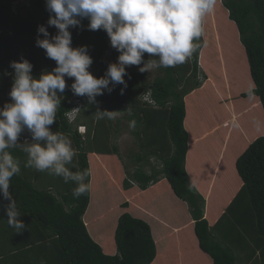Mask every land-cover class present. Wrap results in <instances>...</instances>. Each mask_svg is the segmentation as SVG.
I'll return each instance as SVG.
<instances>
[{"label":"trees","instance_id":"obj_1","mask_svg":"<svg viewBox=\"0 0 264 264\" xmlns=\"http://www.w3.org/2000/svg\"><path fill=\"white\" fill-rule=\"evenodd\" d=\"M48 19L45 0H0V108L11 102V62L28 60L35 78L56 67L35 44L44 38L38 26L56 34ZM87 24L84 19L81 27L70 29L72 47L88 46L89 71L100 78L119 53L114 50L105 59L107 34L98 30L93 38ZM203 27L200 48L185 64L156 70L152 81L130 66L123 95L118 85L111 94L96 97L101 110L124 111L117 120L97 121L96 106L66 88L51 128L68 134L78 150L72 171L89 172V191L79 199L72 195L75 183L25 168L27 154L21 148L8 150L21 161L9 191L26 228L17 233L9 227L0 206V264H264V127L252 130L249 120L253 115L264 121V0H217ZM72 82L66 78L67 85ZM148 88L156 105L140 96ZM77 101L81 113L73 120L68 112L78 107ZM132 118L137 120L134 131L128 128ZM121 121L136 147L124 155L117 144ZM233 121L239 126L233 127ZM211 128L221 129L218 144H206L223 157L213 171L217 175L210 181L191 179L189 154L204 147L200 142ZM30 139L27 131L20 136V142ZM230 155L231 162L225 161ZM229 171L236 179L233 191ZM103 187L120 193L119 214L109 234L95 239L83 217L92 195ZM219 191V201L227 196L223 204L217 200ZM166 194L187 205L193 224L169 231L163 246L136 212Z\"/></svg>","mask_w":264,"mask_h":264},{"label":"clouds","instance_id":"obj_2","mask_svg":"<svg viewBox=\"0 0 264 264\" xmlns=\"http://www.w3.org/2000/svg\"><path fill=\"white\" fill-rule=\"evenodd\" d=\"M217 0H45L49 13L48 27L56 29L50 35L46 27L37 28L35 44L44 50L46 57L55 62L50 72H41L39 78L32 75L33 65L26 59L11 62L14 79L9 92V103L0 108V204L7 216L8 226L17 233L25 230L17 202L9 188L13 176L21 171V161L8 150L21 148L27 154L25 168L62 178L65 184L72 182L74 198L79 199L89 191L86 182L89 172L72 171L78 163L74 160L78 150L68 134L52 131L60 109L62 94L66 88L73 95L86 97L89 105L96 106L97 121L113 120L123 112L101 110L96 97L111 94L116 86L120 95L127 88L125 77L130 66H137L140 73H149L161 68H175L185 64L200 48L204 35V18L214 12ZM87 19V30H103L110 46L119 53L115 63H110L103 76L94 77L89 68L93 63L87 54L88 46L72 47L70 29L81 27ZM148 54L149 59L144 56ZM143 65V66H141ZM66 78L73 79L71 85ZM146 103L156 105L152 89L140 95ZM249 99L255 98L254 88L248 92ZM129 117H133L127 108ZM74 120L80 107L70 112ZM256 130L264 127V121L254 120ZM238 127V122H232ZM137 120L128 121V128L134 131ZM82 132L84 127H80ZM27 131L30 141L20 142V136ZM41 264H45L42 260Z\"/></svg>","mask_w":264,"mask_h":264},{"label":"rangeland","instance_id":"obj_3","mask_svg":"<svg viewBox=\"0 0 264 264\" xmlns=\"http://www.w3.org/2000/svg\"><path fill=\"white\" fill-rule=\"evenodd\" d=\"M133 67V66H132ZM149 81H152L154 77L156 76V70L151 71L147 73ZM117 118V117H116ZM115 118V119H116ZM125 123L123 121L120 122V136L117 140V144L120 148V152L122 155L128 153L129 151L136 150L135 144L133 142L132 137L128 134V132L124 129ZM203 142H200L199 147H201ZM200 158L204 159L205 161H212L218 157L213 151H210L209 153L207 150L203 147L199 150ZM215 155V156H214ZM218 160L214 163L208 164L205 169L203 170L204 166L201 167L198 170H192L189 172V175L194 179H207L208 181L214 179L212 177H209L213 174V171L217 167ZM204 171V172H203ZM206 175V178H203L202 176ZM215 175L216 172H215ZM228 175V185L230 189L233 191L235 186V175L231 173V171L227 172ZM208 176V177H207ZM198 182V181H197ZM221 191L218 193L217 200L221 198ZM120 193L115 191L113 188L107 189V187H103L100 192H96L91 197V203L85 213L84 216V222L86 226L88 227V231L91 234V236L95 239H102L106 237L110 229L112 228L113 224H115L116 216L119 214V202H120ZM216 196V195H215ZM227 201V196L225 195L224 198H222L218 203L223 204ZM163 213L157 214V210H150L145 209L144 211H137L136 216H139L141 218H144L148 221H150L154 233V237L158 238V233L160 231V228L164 225L175 228L177 226H182L185 223V219H189V212L187 214H178V213H171L172 210H175L177 207H186L188 210V207L186 204L181 202L178 199H175L173 197L165 198L161 202ZM167 206V207H165ZM154 207L156 209L160 210L157 205L155 204ZM167 209V211L165 210ZM165 211V212H164ZM162 215L165 217L163 218ZM168 216V218H167ZM174 219H179L178 225L173 224ZM162 237H164L162 235ZM161 238H158V242H163ZM162 245V244H159Z\"/></svg>","mask_w":264,"mask_h":264},{"label":"crops","instance_id":"obj_4","mask_svg":"<svg viewBox=\"0 0 264 264\" xmlns=\"http://www.w3.org/2000/svg\"><path fill=\"white\" fill-rule=\"evenodd\" d=\"M17 11H18V9H17ZM19 13H24V9L22 8V9H20L19 10ZM100 32L102 33V34H104V31L103 30H100ZM91 33V36H93V38L95 37V36H97L98 35V30L97 31H91L90 32ZM109 39V38H108ZM107 39V41H106V50H105V53H104V57H105V59H108V58H111V52L113 53L114 52V49L110 46V42H109V40ZM102 43V39H101V42L99 41L97 44L98 45H100ZM113 59V58H112ZM116 60L117 59H113V62H116ZM132 67V66H131ZM132 69H134V67L132 68ZM136 69H138V68H136ZM146 73V75H147V72H145ZM147 78H149L148 77V75H147ZM149 80V79H148ZM236 93L237 94H239V92L236 90ZM238 107H239V110L242 108V106L243 105H241V102L240 101H238V105H237ZM263 116V115H262ZM120 118V115H118L117 116V118L115 119V120H117V119H119ZM204 120H205V118H204ZM250 120V123H252L254 120H256V118H254V116L252 115L251 116V118L249 119ZM210 124V123H209ZM252 130H256V128H255V126H253V127H250ZM221 129L220 128H211L210 130H208L209 131V133H208V135L205 137V140L204 141H202V142H204L205 143V145H204V148L207 150V152L209 153L210 151H213L215 154H216V152H215V148H213L212 147V149L211 148H206L207 146H206V144L208 145V146H213V143H209L210 141H215L216 140V143L215 144H218V132L220 131ZM256 131H258V130H256ZM203 143V144H204ZM214 144V145H215ZM199 153H200V151L198 150V151H193V152H191L190 154H189V159L192 161V165H194V168L192 169V170H198V169H200L201 167H203L204 166V168H203V170L205 169V167L207 166V164L205 163L206 161L204 160V159H201L200 158V155H199ZM223 158V157H222ZM221 157H219V154H218V164H217V167L219 168L220 167V165H219V161H221L220 159H222ZM230 158V159H229ZM152 161V163L155 161L154 159H152L151 160ZM225 161H230L231 162V155H230V157L229 156H226L225 157ZM195 163H197V165L198 166H196L195 165ZM216 169L217 168H215V171H216ZM204 172V171H203ZM203 178H206V175H203L202 176ZM210 177H212V178H214L215 177V173L212 175V176H210ZM195 184H196V186L199 188L200 187V185H199V183L198 182H195ZM200 188H202V187H200ZM168 197H173V198H175L174 196H172V195H170V194H166V195H164L162 198H160L159 200H157V201H155V202H153L152 204H150L148 207H146V208H144V209H141V210H137V211H144L145 209H150V210H157V211H155V212H157V214H162L163 213V210H162V208H160V206H162V204H161V202L165 199V198H168ZM175 199H177V198H175ZM91 203V202H90ZM157 205V207L160 209V210H158V209H156V207H154V205ZM90 205V204H89ZM89 207V206H88ZM165 207H167V206H165ZM166 211H167V209H165ZM87 211V210H86ZM188 210L186 209V207H177L175 210H172V212L171 213H178V214H183V213H185V214H187L188 212H187ZM165 212V211H164ZM86 213V212H85ZM189 215V214H188ZM84 216H85V214H84ZM162 217L164 218L165 216L164 215H162ZM167 218H168V216H167ZM83 219H84V217H83ZM146 220V219H145ZM178 221H179V219H174L173 220V224H176L177 223V225H178ZM147 222L150 224V226H151V229H152V225H151V223H150V221H148L147 220ZM193 223H192V221H191V217H190V215H189V219H185V223L182 225V226H177V227H175V228H170V227H168V225L167 226H162L161 228H160V231H159V233H158V238H161L162 240H164L163 242H158V238H155L154 237V233H153V229H152V235H153V237H154V239L159 243V244H162L163 246L165 245V243H166V239L168 238V236H169V231H177V230H180V229H182L183 227H186V226H191ZM162 235L164 236V237H162Z\"/></svg>","mask_w":264,"mask_h":264},{"label":"built area","instance_id":"obj_5","mask_svg":"<svg viewBox=\"0 0 264 264\" xmlns=\"http://www.w3.org/2000/svg\"><path fill=\"white\" fill-rule=\"evenodd\" d=\"M16 5V3H14L13 5H12V7L14 8V6ZM77 106L78 107H80V105H79V102L77 101Z\"/></svg>","mask_w":264,"mask_h":264}]
</instances>
